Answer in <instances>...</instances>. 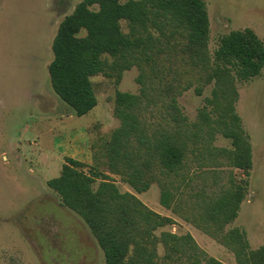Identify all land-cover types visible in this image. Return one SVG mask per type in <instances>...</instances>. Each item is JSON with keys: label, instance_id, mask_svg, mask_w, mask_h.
<instances>
[{"label": "trees", "instance_id": "obj_1", "mask_svg": "<svg viewBox=\"0 0 264 264\" xmlns=\"http://www.w3.org/2000/svg\"><path fill=\"white\" fill-rule=\"evenodd\" d=\"M209 39L204 0H83L58 29L49 66L51 83L58 97L83 117L98 105L93 77L103 74L119 82L124 72L140 70L141 95L116 94L114 114L121 126L104 142L102 154L109 171L137 194L158 183L161 205L179 215H184L183 185L190 188L196 176L184 173L194 140L185 129L188 119L178 96L193 81L200 84L199 95L214 84L212 98L201 112L202 124L209 138L215 129L231 140L233 150L222 152L245 179L238 183L232 178L230 187L215 197L206 190L196 192L192 217H183L232 251L237 264H264V247L251 250L246 232L235 228L225 233L239 217L253 167L252 146L235 110L236 81L249 82L261 75L264 42L252 29L233 31L221 39L212 57ZM151 91L169 98L166 110L174 125L149 127L145 115ZM85 168L84 162L67 158L61 175L48 186L85 221L106 264H221L208 257L191 235L168 231L157 235L176 221L150 209L136 194L122 192L98 168L89 173Z\"/></svg>", "mask_w": 264, "mask_h": 264}, {"label": "rangeland", "instance_id": "obj_2", "mask_svg": "<svg viewBox=\"0 0 264 264\" xmlns=\"http://www.w3.org/2000/svg\"><path fill=\"white\" fill-rule=\"evenodd\" d=\"M204 1L212 57L221 39L233 31L252 29L264 42V0ZM82 2L0 0V264H106L104 251L85 221L66 208L48 186L61 175L67 158L84 162L86 173L98 168L122 192L136 194L150 209L176 221L157 235L163 231L191 235L208 257L221 264H237L232 251L183 217H192L196 192L206 190L215 197L230 187L232 178L238 183L245 179L222 152L233 150L231 140L215 129L213 139L209 138L207 126L202 124L201 112L207 107L206 100L212 98L214 84L205 86L199 95L200 84L193 81V86L178 96L188 119L185 129L194 140L184 173L195 175L196 181L190 188L183 185L184 215L175 214L161 205L158 183L137 194L109 171L102 154L104 142L121 126L114 114L116 94L141 95L140 70L134 67L124 72L119 82L103 74L93 77L98 105L83 117L52 87L49 66L54 60V40L61 23ZM122 26L128 32L127 23L123 21ZM236 89L235 110L252 146L253 167L239 217L225 233L235 228L246 232L255 251L264 247V70L249 82L236 81ZM168 99L151 91L145 115L151 129L174 125L166 110ZM96 154H101L99 160ZM159 253L164 255L162 247Z\"/></svg>", "mask_w": 264, "mask_h": 264}, {"label": "crops", "instance_id": "obj_3", "mask_svg": "<svg viewBox=\"0 0 264 264\" xmlns=\"http://www.w3.org/2000/svg\"><path fill=\"white\" fill-rule=\"evenodd\" d=\"M74 159V158H73ZM78 161H80V160H78ZM82 162V161H81Z\"/></svg>", "mask_w": 264, "mask_h": 264}]
</instances>
